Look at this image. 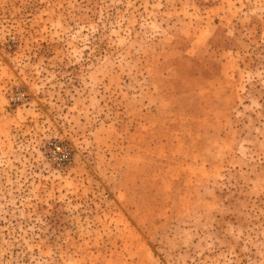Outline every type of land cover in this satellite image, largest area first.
<instances>
[{"label":"rangeland","instance_id":"1","mask_svg":"<svg viewBox=\"0 0 264 264\" xmlns=\"http://www.w3.org/2000/svg\"><path fill=\"white\" fill-rule=\"evenodd\" d=\"M0 264H264V0H0Z\"/></svg>","mask_w":264,"mask_h":264},{"label":"built area","instance_id":"2","mask_svg":"<svg viewBox=\"0 0 264 264\" xmlns=\"http://www.w3.org/2000/svg\"><path fill=\"white\" fill-rule=\"evenodd\" d=\"M51 153L54 155L55 158H59V160H66L67 159V152L60 146H56L51 150Z\"/></svg>","mask_w":264,"mask_h":264}]
</instances>
